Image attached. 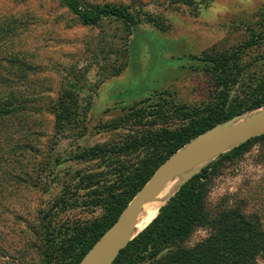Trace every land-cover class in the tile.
<instances>
[{
  "label": "trees",
  "instance_id": "16d2710c",
  "mask_svg": "<svg viewBox=\"0 0 264 264\" xmlns=\"http://www.w3.org/2000/svg\"><path fill=\"white\" fill-rule=\"evenodd\" d=\"M59 2L85 27H97L107 19L119 21L127 32L126 43L131 31L140 24L157 26L156 19L140 8L130 10L121 4H94L86 0ZM181 2L190 6L192 0ZM247 32V41L236 49L219 53L205 51L193 57L203 65L212 81L214 93L208 102L189 106L178 102L170 92H155L122 108L121 114L100 126L106 132H119V137L75 149L71 161L94 166L77 171L73 179L77 183L71 188L74 192L85 191L89 198L85 205L101 208L104 213L99 219L71 225L63 231L64 225L58 224L54 215L75 202L70 188L54 200L51 208L37 209L34 226L38 227L35 233L40 241L43 264H79L157 168L177 150L233 117L264 107V55L255 57L259 66L255 65L252 71L247 67L253 65L243 60L246 50L264 46V27H249ZM126 43L123 54L127 56ZM91 50L90 63L67 74L66 85L52 97L22 89L11 90V84L22 85L25 79L22 66L11 79L0 75V227L7 220L5 216H20L7 200L11 193L5 185L20 180L27 164L24 158L34 148L30 138L40 136V131L31 128L34 124L29 120L49 113L55 135L82 138L86 134L93 95L105 80L124 70L125 62L111 64L106 60L109 53L104 48ZM93 66L98 78L95 83L87 79ZM3 84L8 90L2 89ZM234 88L240 91L236 93ZM15 121V125H7ZM255 148L260 153L257 163L263 164L264 135L220 155L182 184L112 264H264L262 204L259 207L258 201L253 203L256 197L264 195L253 191L242 197L226 195L217 203L208 199L213 181L222 171ZM34 226L27 228L31 230ZM198 229L206 232L205 237L190 243ZM0 255L15 257L14 250L9 248L0 247Z\"/></svg>",
  "mask_w": 264,
  "mask_h": 264
},
{
  "label": "rangeland",
  "instance_id": "374dc122",
  "mask_svg": "<svg viewBox=\"0 0 264 264\" xmlns=\"http://www.w3.org/2000/svg\"><path fill=\"white\" fill-rule=\"evenodd\" d=\"M86 1L121 4L130 10L140 8L156 19L157 26L140 24L131 31L126 43L127 32L119 21L107 19L97 27H85L59 0H0V75L11 79L21 66L25 71L22 85L11 84V90L54 96L66 85L67 74L90 63L89 51L94 47L108 51L109 63H126L121 74L105 80L93 95L82 138L55 135L49 113L29 120L40 136L30 138L34 148L24 158L27 164L20 180L5 185L11 193L7 200L20 216H5L7 220L0 227V247L14 250L15 255L13 258L0 255L1 264H43L34 213L37 209L51 208L66 188L74 192L71 186L77 183L73 181L75 173L93 168L92 163L70 160L77 147H92L119 137V132H106L101 125L121 114L122 108L155 92H170L178 102L189 106L205 104L213 97L212 81L193 57L205 51L236 49L247 41L249 27H264V0H192L190 6L181 0ZM124 43L127 56L123 54ZM261 54L264 55L263 45L246 50L243 60L253 65L247 69L252 71L255 65L259 66L254 59ZM87 79L91 83L98 80L94 66ZM2 86L7 89V85ZM234 89L236 93L240 91ZM231 150L222 151L208 164ZM258 151L255 148L222 171L210 188L209 202L217 203L232 194L242 197L253 191L264 195V163H257ZM73 195L72 207L54 215L58 224L64 225L63 231L71 225L99 219L104 213L101 208L85 205L89 203L85 191ZM256 201V205L262 204L264 216V196L256 197L253 203ZM28 225L35 228L29 230ZM205 235L204 230H196L190 243Z\"/></svg>",
  "mask_w": 264,
  "mask_h": 264
},
{
  "label": "water",
  "instance_id": "95a60500",
  "mask_svg": "<svg viewBox=\"0 0 264 264\" xmlns=\"http://www.w3.org/2000/svg\"><path fill=\"white\" fill-rule=\"evenodd\" d=\"M258 110L260 112L252 119L237 123V120L243 116ZM262 135H264V107L233 117L191 140L157 168L79 264H112L120 251L139 234L132 237L131 230L144 206L159 195L174 176L183 177L177 186L179 189L222 151L233 149Z\"/></svg>",
  "mask_w": 264,
  "mask_h": 264
},
{
  "label": "bare ground",
  "instance_id": "6f19581e",
  "mask_svg": "<svg viewBox=\"0 0 264 264\" xmlns=\"http://www.w3.org/2000/svg\"><path fill=\"white\" fill-rule=\"evenodd\" d=\"M260 111H255L254 113L247 114L237 120L238 122H244L249 119L255 117ZM182 175L174 176L165 186L163 191L151 199L143 208L141 214L139 215L138 219L134 223L131 235L134 237L136 234L140 233L146 226L156 217L158 210L164 205L166 200L171 196V194L175 191L177 186L182 180Z\"/></svg>",
  "mask_w": 264,
  "mask_h": 264
}]
</instances>
